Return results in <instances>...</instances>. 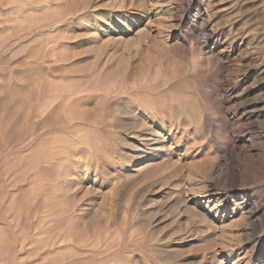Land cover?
Wrapping results in <instances>:
<instances>
[{"label": "rangeland", "instance_id": "obj_1", "mask_svg": "<svg viewBox=\"0 0 264 264\" xmlns=\"http://www.w3.org/2000/svg\"><path fill=\"white\" fill-rule=\"evenodd\" d=\"M0 264H264V0H0Z\"/></svg>", "mask_w": 264, "mask_h": 264}, {"label": "bare ground", "instance_id": "obj_2", "mask_svg": "<svg viewBox=\"0 0 264 264\" xmlns=\"http://www.w3.org/2000/svg\"><path fill=\"white\" fill-rule=\"evenodd\" d=\"M216 207H213L211 210L209 209L210 212L215 211Z\"/></svg>", "mask_w": 264, "mask_h": 264}]
</instances>
